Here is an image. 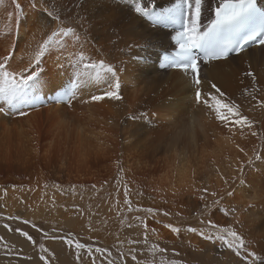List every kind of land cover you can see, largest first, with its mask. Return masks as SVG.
<instances>
[{"label":"bare ground","instance_id":"obj_1","mask_svg":"<svg viewBox=\"0 0 264 264\" xmlns=\"http://www.w3.org/2000/svg\"><path fill=\"white\" fill-rule=\"evenodd\" d=\"M18 2L25 14L19 24L18 37L2 35L6 25H15L16 15L12 3L5 7L0 5V57L7 55L14 38L17 40L14 56L32 51L36 40L40 39L35 23L40 13L30 9L29 0ZM58 2L64 9H71L66 15L77 14L78 10L73 7L75 0ZM93 3L94 0H83L79 12L86 11L89 19L96 17L89 31L96 46L103 50V58L117 64L120 61L127 63L128 70L121 73L123 99L87 104L74 100L72 106H68L51 102L49 98L53 93L45 90L42 94L45 105L26 108L28 115L5 116L0 113V171L25 172L39 162L47 169L50 181L72 185H85L90 179L97 183L99 175H105L103 172L106 171L109 181L103 190L97 191V195L80 200L83 212L73 225L107 249L112 238L106 234L114 232L123 217L130 214L126 218L133 221L137 215H150L143 211L128 213L123 210L126 206L123 203L125 186L137 208L156 205L153 209L158 212L151 217L161 223H156L154 234L170 243L177 241L171 239L177 235L165 225L199 227L200 217L196 213L203 210L205 203L200 196L206 195L208 203L213 199L200 189L207 188L208 193L215 191L218 196L232 191L233 195L225 196L217 206L219 211L213 208L203 218H210L225 227H236L250 242V250L264 255V161H257L254 168L245 169L246 183L243 186L239 180H231L232 176L239 175L234 170L236 157L244 158L235 145L244 147L251 155L252 148L258 143L256 139L242 137L239 132L232 135L205 106L196 105L194 92L185 87L186 78L178 70L162 67L159 55L151 54L139 66L130 59L128 44H139L150 38L167 46L170 40L164 33L171 30L163 29L151 36L143 30H114L109 26L111 16L108 13L114 16L119 13L108 3L93 11ZM121 3L125 4V0ZM258 3L264 6V0H258ZM9 13L13 17L11 21ZM114 31H119V35H114ZM33 33H36L35 40ZM29 43L31 48L27 47ZM138 52L133 48L131 55ZM26 64L25 55L24 65L20 67ZM43 68L46 75L63 71L58 67L55 53L45 58ZM249 70L256 76L255 83L244 75ZM201 74L216 83L228 97L242 104L243 114L255 121L257 131L264 129V109L255 107L249 110L255 101L243 94L245 88L250 92L258 88L254 94L257 99H264V50L261 46L250 47L226 61L212 62L202 67ZM205 87L210 86L205 84ZM261 153L264 154V149ZM38 174L40 182L45 175L43 170ZM222 176L229 180V184L224 183ZM16 197L15 192H10L7 200ZM229 208L236 210L235 215H224V210ZM164 212L170 215L164 216ZM180 212L183 215L178 219L176 213ZM8 217L10 215H3L4 219ZM89 225L95 230H89ZM160 230L166 233L160 235ZM192 235L183 231L178 237L191 248L199 245L202 249L201 237L195 233L191 242L188 237ZM20 245L17 246H24V242ZM25 247L30 248L28 244Z\"/></svg>","mask_w":264,"mask_h":264},{"label":"snow or ice","instance_id":"obj_2","mask_svg":"<svg viewBox=\"0 0 264 264\" xmlns=\"http://www.w3.org/2000/svg\"><path fill=\"white\" fill-rule=\"evenodd\" d=\"M3 3L4 0H0V4ZM11 3L15 7L16 23L6 25L2 35L18 37L19 24L25 16L24 9L18 0H11ZM29 3L31 10L40 13L35 18L40 39L36 40L32 51L14 56L17 47V40L14 38L7 55L0 57V113L5 116L28 115L26 108L34 109L45 105L46 101L42 95L45 90L53 93L49 98L51 102L66 103L68 106H72L74 100L84 104L105 99L121 101L123 99L121 73L128 70L127 63L120 61L117 64L103 58V50L96 46L95 38L89 31L96 17L89 19L86 11L83 14L79 12L83 0H75L73 7L78 11L73 16L66 15V11L71 9H64L58 0H29ZM105 3L110 4L111 9L119 13L118 16L108 13L111 16L108 20L109 26L114 30L131 32L143 30L149 36L163 29L171 30L164 33L170 40L167 46L150 38L142 43L126 46L130 59L136 62L137 66L146 62L151 54L159 55L162 67L178 70L186 78L185 87L194 92L196 105L205 106L208 113L214 114V118L220 121L232 135L239 132L242 137L250 136L256 139L258 143L252 148L251 155L244 147L235 145L244 158L242 159L239 155L236 157L237 166L234 170L239 175L232 176L231 180L232 182L239 180L240 185L243 186L246 183L245 169L254 168L257 161H264V154L261 153V149H264V129L257 131L255 121L243 114L242 104L228 97L216 83L208 80L201 73L202 67L212 62L226 61L233 55L238 56L248 51L252 45L261 46L264 50V6L260 5L258 0H125V4H122L121 0H94L93 11ZM125 6L127 14H125ZM104 18L101 17V19ZM8 19L9 21L13 19L11 13ZM114 35L118 36L119 31H114ZM35 38L36 33H33V39ZM27 47L31 48V43ZM133 48L139 50L137 55H131ZM53 53L56 54L58 67L63 71L46 75L43 64L45 58ZM25 55L27 64L20 67L24 65ZM244 75L251 77L255 83L256 76L251 70ZM205 84L210 87L206 88ZM256 91L259 89L256 88L251 92L248 88L244 89L243 94L255 101L249 110L255 107L264 109V99H257L254 94ZM221 179L226 185L229 184L228 179L223 176ZM199 191L213 198L211 203H208L206 195L200 196V200L205 203L203 210L196 215L200 217V224L205 227L182 228L172 223L165 227L177 236L187 231L196 233L213 244L219 242L222 248L231 249L235 256L240 258L241 264H264V255L250 250V242L236 227L232 225L221 227L212 219L203 218L213 208L219 211L217 206L221 204L225 196L231 197L233 192L228 191L225 195L218 196L215 191L208 193L207 188ZM128 196L129 190L125 186L123 203L128 205L129 212L143 211L155 217L157 209L150 207L133 209ZM235 211L234 208L225 209L224 215L230 213L235 215ZM163 215L168 216L170 213L164 212ZM176 215L179 216L180 213ZM8 219L19 220L20 217L13 216ZM133 219L139 221V224L128 223L127 227L131 229L143 226L144 239L131 240L130 243L147 244L149 227L146 216L137 215ZM23 223L29 224L31 221L24 220ZM235 223L238 224L239 220L236 219ZM32 226L36 227L35 224ZM4 227L9 231L12 230L8 224ZM89 230L95 229L89 225ZM16 231L32 245H36L37 241L27 231L19 228ZM155 231L151 229V232L155 233ZM44 235L47 237L48 234ZM52 238L64 240L67 245L74 246L75 249L86 250L87 256L92 257L91 264H96L92 246L81 243L79 240L74 241L72 233H68L66 238L63 236ZM0 240H3V237H0ZM5 248H8L7 244ZM39 249L41 253H49V249L43 243L39 244ZM151 251L164 253L166 249L158 244H152ZM95 253L102 255L106 253L107 264H125L124 252L120 253L119 262L110 258L112 253L107 248L96 247ZM136 253L137 249H130L127 255L135 264H143L137 259ZM8 254H13L11 249ZM15 254L19 255V253ZM76 255L80 260L81 253L77 252ZM175 255L179 256V253ZM39 259L44 264H49L45 255H40ZM168 264H182V262L172 260Z\"/></svg>","mask_w":264,"mask_h":264},{"label":"rangeland","instance_id":"obj_3","mask_svg":"<svg viewBox=\"0 0 264 264\" xmlns=\"http://www.w3.org/2000/svg\"><path fill=\"white\" fill-rule=\"evenodd\" d=\"M9 1L4 2L3 4L5 5H0L5 7L8 3L11 4V0ZM40 170H43L45 176L39 182L40 176L38 172ZM103 173L107 177L102 174L106 177L104 179L100 174L99 177L97 176V183L90 179L85 182V185H72L50 181L51 179L48 176L47 169L39 162L32 164L31 168L25 172L2 169L0 171V230H6L11 233L10 239L15 242L7 239L0 233V237H3V240H0V264H44L39 259L40 255H45L49 264H91L92 257L87 256L86 250L75 249L74 246L67 245L64 240L52 238L54 236H63L66 238L68 233L73 234L74 241L79 240L81 243L92 246L93 256L96 257V264H107V259L105 258L106 253L103 255L95 253L96 247H104L97 244L95 239L86 237L73 225L74 220L81 218L78 216L83 212L81 206L82 201L80 200L97 195V191L103 190L106 182L109 181V174L106 171ZM97 184L98 187L95 186ZM10 192H15L17 197L7 200ZM130 195L131 193H129L128 199L132 202L133 198H129ZM131 206L133 209H136L137 203L132 202ZM151 207L156 208V205H152ZM11 208H13L12 211H10ZM127 209L128 205L123 208V210ZM169 212L172 211L169 210ZM4 214L10 215V217L19 216L20 219H4ZM181 215H183V212H180V215L176 217L181 219ZM126 216H130V214ZM126 216L122 218L123 223L120 222L117 224L114 232L112 231L106 234V237L112 238L110 246L108 247V250L112 253L110 258L117 260V262H119L120 253L124 252L125 264H135L127 253L130 249H137V259L141 260L143 264H162V262L163 264H168L172 260L181 261L182 264H241L240 258L236 257L232 250L226 247L222 248L219 242L213 244L210 241H205L201 237L203 245L201 249L199 245L191 248L189 243L180 241L181 239L178 236L171 238L178 242L170 243L161 240L151 232V229H157L156 223H161L160 220L151 217L152 215H140L146 216V223L149 227L148 243H130L131 240L142 241L144 239V228L143 226L133 227L132 229L128 228V223L139 224V221H131ZM24 220L31 221V223L24 224ZM5 224H8L12 230L9 231L5 228ZM33 224L36 227H33ZM220 226L225 227L224 225ZM199 227L205 226L199 224ZM17 228L22 231H27L37 241L36 245H32L30 241L21 236L16 231ZM205 230L207 231V228ZM159 232L160 235L166 233L164 230H160ZM45 233L48 234L47 237H45ZM192 234V236L188 237L189 240L194 239L195 233ZM23 240L27 242L30 248L22 246ZM191 242L193 241L191 240ZM40 243H43L49 249V253L40 252ZM5 244L8 245L7 249L5 248ZM152 244H158L160 247L165 248L166 251L164 253L158 251L153 252L151 251ZM9 249H11L13 254H8ZM77 252L81 253L80 260L77 259ZM15 253H19V255ZM175 253H179V256L175 255ZM28 257H31V259H28Z\"/></svg>","mask_w":264,"mask_h":264},{"label":"crops","instance_id":"obj_4","mask_svg":"<svg viewBox=\"0 0 264 264\" xmlns=\"http://www.w3.org/2000/svg\"><path fill=\"white\" fill-rule=\"evenodd\" d=\"M0 233L3 234L7 239L11 240V239H10L11 233H9L8 231L4 230V231H2V232H0ZM11 241H12V242H15L14 240H11ZM23 242H24V246H25V244H27V242L24 241V240H23Z\"/></svg>","mask_w":264,"mask_h":264}]
</instances>
